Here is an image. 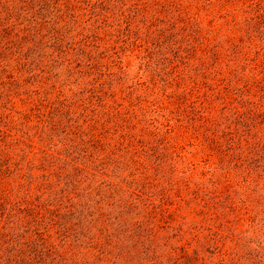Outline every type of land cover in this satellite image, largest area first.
Returning a JSON list of instances; mask_svg holds the SVG:
<instances>
[{"label":"trees","instance_id":"16d2710c","mask_svg":"<svg viewBox=\"0 0 264 264\" xmlns=\"http://www.w3.org/2000/svg\"><path fill=\"white\" fill-rule=\"evenodd\" d=\"M223 197L264 226V0H0V264H204Z\"/></svg>","mask_w":264,"mask_h":264},{"label":"rangeland","instance_id":"374dc122","mask_svg":"<svg viewBox=\"0 0 264 264\" xmlns=\"http://www.w3.org/2000/svg\"><path fill=\"white\" fill-rule=\"evenodd\" d=\"M124 65L127 66V71L125 73L117 72L116 76H114L113 86H117L118 92L116 94L117 101L121 102L125 99L136 101L137 98L140 97H152L148 99L162 100L163 103L168 102V98H165V94L167 96H173L174 94H178L180 92V86L177 82H172L169 84L168 82L160 81L154 86V92L150 96L151 91H147L144 86L137 85V76L136 72H138V76L143 73L144 67L141 66L140 63L133 55H128L124 58ZM140 68V69H139ZM148 74H151L150 71L147 70ZM146 74V73H145ZM147 75V74H146ZM147 77V76H145ZM162 79H169L167 77H161ZM122 85V88L121 86ZM180 94V93H179ZM114 101L112 98L110 103ZM184 107L187 109L185 103ZM184 108V109H185ZM219 108V107H218ZM122 110V109H121ZM123 111H127L124 108ZM221 110L217 109V114H219ZM231 189V188H230ZM236 197H241L244 195V190L241 189H233ZM224 195H227L224 194ZM231 195V192L229 193ZM247 195V194H246ZM244 197V196H243ZM250 198H253L252 196ZM220 201V209L224 211V219H221L223 227L220 228V234H211L212 230H215L214 227H211L212 230L205 229V226L200 227L202 240L201 241H214L218 240L219 245L224 243V246L219 251V249H215L212 246H209L207 243H199L197 244L198 257L197 259L204 264H260L262 254L259 252L260 245L259 241L264 242V226L260 225V221L256 224V221L253 225L250 224V221L247 220V214L244 213V205L239 204V211L235 213H228L226 211V207L224 206V197ZM254 201H251V204ZM255 204V203H253ZM262 210V206L258 204L254 210L257 209ZM227 219L228 221H225ZM214 221V220H212ZM217 223H210V225L217 226ZM264 224V223H263ZM207 227V226H206ZM187 228V227H184ZM191 230H197L193 228L191 225ZM197 232V231H195ZM192 232L187 237H183L180 242H177V245H181L184 242H191V246L189 248V252L192 253L193 249L196 247L195 238ZM170 235V234H169ZM177 239V236L174 237V241ZM97 264H101L98 262ZM104 264V263H102ZM111 264V263H110Z\"/></svg>","mask_w":264,"mask_h":264}]
</instances>
